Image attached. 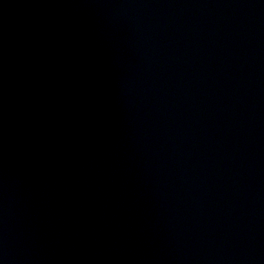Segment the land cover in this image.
<instances>
[{"label": "water", "instance_id": "obj_1", "mask_svg": "<svg viewBox=\"0 0 264 264\" xmlns=\"http://www.w3.org/2000/svg\"><path fill=\"white\" fill-rule=\"evenodd\" d=\"M0 264H264V0H0Z\"/></svg>", "mask_w": 264, "mask_h": 264}]
</instances>
